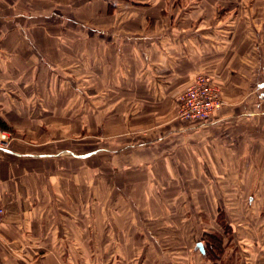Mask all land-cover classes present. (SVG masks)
<instances>
[{"label":"crops","instance_id":"obj_1","mask_svg":"<svg viewBox=\"0 0 264 264\" xmlns=\"http://www.w3.org/2000/svg\"><path fill=\"white\" fill-rule=\"evenodd\" d=\"M117 1L99 0L101 8L92 4L94 24L117 15L123 20L114 28L92 30L100 36L92 41L93 69L98 75L101 68L108 70L106 81L115 85V98L150 104L138 110L145 119L160 116L163 101L176 103L192 78L204 72L213 76L224 101L213 121L181 124L179 132L185 127L187 133L171 142L177 148L170 159L155 157L149 164H163L164 180L174 179L169 165L192 181L202 179L204 172L205 180L235 174L237 181L251 182L246 195L264 196V0H120L134 6L130 14ZM22 3L34 5L35 0ZM19 4L0 0V119L11 129L8 150L0 148V264H67L83 246V172L67 166L71 159L61 154L66 142L32 139L35 120L19 119L42 114L37 115L34 103L31 70L37 60L27 39L45 53L53 37L51 28L35 24L34 13H20ZM20 76L27 80L23 91ZM19 101L27 102L21 107ZM155 174L156 168H149V175ZM143 238L125 232L124 241L147 246L149 238ZM147 250L141 248L135 262L161 260L156 247L153 253ZM263 251L257 264H264Z\"/></svg>","mask_w":264,"mask_h":264},{"label":"rangeland","instance_id":"obj_2","mask_svg":"<svg viewBox=\"0 0 264 264\" xmlns=\"http://www.w3.org/2000/svg\"><path fill=\"white\" fill-rule=\"evenodd\" d=\"M20 2L19 12L34 13L35 24L51 28L53 37L51 48H44L47 54L27 39L37 60L31 70L35 78L29 89L33 81L37 115L38 111L42 114L19 119L35 120L37 130L30 134L32 139L66 142L61 154L75 162L71 166L68 161L67 166L83 172V246L77 247V257L67 264H138L134 258L146 247L148 254L150 250L154 252V247L160 251L161 260H151V264H257L260 249H264V196L246 195L251 182L237 181L234 173L227 180H205V172L202 179L187 180V175H178L172 165L169 168L174 170V179L164 180L168 175L162 170L163 164H149L155 157L170 159L169 153L177 148L171 142L187 133L185 127L179 132L181 124L213 121L224 104L213 76L196 74L211 78L219 91L222 105L210 120L182 121L178 99L176 103L163 101V115L145 119L138 110L150 104L115 98L111 94L115 85L106 81L108 70L101 68L98 75L93 69L92 41L100 36L92 30L120 25L123 20L118 15L98 25L94 24L92 4L101 8L99 0H35L34 5ZM117 2L120 7L125 6V13L135 9L123 1ZM112 10L115 11L114 6ZM18 79L23 91L27 80L21 76ZM7 127L6 142H0L4 150L11 132ZM186 167L181 165L180 169ZM149 168H156L155 177L149 175ZM247 171L251 172V168ZM128 220L132 222H128L129 230L125 229ZM125 232L148 237L149 244L132 240L126 245ZM262 258L260 262L264 254Z\"/></svg>","mask_w":264,"mask_h":264},{"label":"built area","instance_id":"obj_3","mask_svg":"<svg viewBox=\"0 0 264 264\" xmlns=\"http://www.w3.org/2000/svg\"><path fill=\"white\" fill-rule=\"evenodd\" d=\"M177 99L178 116L186 122H206L222 105L219 91L212 79L203 75L194 76ZM5 140L6 135L0 131V142L4 143ZM2 213L3 210L0 208V215Z\"/></svg>","mask_w":264,"mask_h":264},{"label":"trees","instance_id":"obj_4","mask_svg":"<svg viewBox=\"0 0 264 264\" xmlns=\"http://www.w3.org/2000/svg\"><path fill=\"white\" fill-rule=\"evenodd\" d=\"M7 126H6V124L2 121V120H0V130L1 131H7Z\"/></svg>","mask_w":264,"mask_h":264},{"label":"water","instance_id":"obj_5","mask_svg":"<svg viewBox=\"0 0 264 264\" xmlns=\"http://www.w3.org/2000/svg\"><path fill=\"white\" fill-rule=\"evenodd\" d=\"M196 247L202 252V247H201V244L200 243H197V246Z\"/></svg>","mask_w":264,"mask_h":264}]
</instances>
